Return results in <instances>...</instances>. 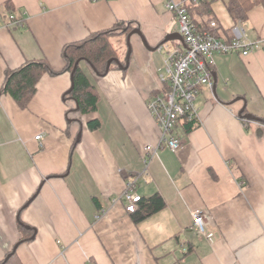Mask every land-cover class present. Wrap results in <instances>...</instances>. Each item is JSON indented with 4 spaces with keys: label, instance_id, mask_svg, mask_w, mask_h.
<instances>
[{
    "label": "crops",
    "instance_id": "crops-1",
    "mask_svg": "<svg viewBox=\"0 0 264 264\" xmlns=\"http://www.w3.org/2000/svg\"><path fill=\"white\" fill-rule=\"evenodd\" d=\"M167 1L0 0V89L7 69L28 60L62 70L65 44L117 21L141 30L112 37L121 62L106 74L82 63L97 111L83 114L65 99L70 71L45 73L26 108L0 95V262L15 249L22 264H264V122L239 115L246 104L264 119V7L240 23L262 47L214 55V85L197 98L196 126L176 125L175 151L148 106L169 89L168 50L184 47L165 42L180 32ZM221 3L187 9L198 26L216 20L224 30L234 23ZM129 183L142 196L133 213ZM155 193L165 206L146 215ZM196 210L211 239L194 225Z\"/></svg>",
    "mask_w": 264,
    "mask_h": 264
},
{
    "label": "built area",
    "instance_id": "built-area-1",
    "mask_svg": "<svg viewBox=\"0 0 264 264\" xmlns=\"http://www.w3.org/2000/svg\"><path fill=\"white\" fill-rule=\"evenodd\" d=\"M202 0H168L167 7L175 13L179 21L180 33L183 37L184 47H175L168 50L166 57V74L163 80H168L169 89L166 92L154 93L148 101V106L162 130V142H166L172 150H179L181 141L173 135V131L179 121L195 122L199 117L197 98L203 87H213V65L214 55L240 52L243 56L248 55L252 50L262 47V41L248 40L246 29L237 24L233 27L234 38L225 41L218 38L210 31H200L193 23L187 3L198 4ZM15 19V16H11ZM1 23V11H0ZM213 28L217 27L215 20L211 21ZM167 46H161V49ZM38 139L42 135L37 136ZM147 151L153 148L147 146ZM123 196L128 201L126 210L135 212L137 204L142 196L134 191L132 183L127 184ZM194 225L198 231L208 236L205 219L201 210L193 212Z\"/></svg>",
    "mask_w": 264,
    "mask_h": 264
},
{
    "label": "trees",
    "instance_id": "trees-1",
    "mask_svg": "<svg viewBox=\"0 0 264 264\" xmlns=\"http://www.w3.org/2000/svg\"><path fill=\"white\" fill-rule=\"evenodd\" d=\"M217 1L224 3L234 23L230 28L221 30L219 25L213 28L210 24L211 21L207 28H203L196 24L190 13L189 15L198 30L210 31L218 38H223L227 41H231L234 38L233 27L248 20L251 9L259 5L264 7V0H202L198 4H193L210 11L213 3ZM133 29L132 22L117 21L111 28L93 32L85 39L65 44L62 50L65 66L60 71L53 69L45 58L28 60L17 68L7 69L4 83L0 89V95L10 94L22 108H26L37 92L38 82L45 73L58 75L64 71H70L72 74V85L64 94L65 99H73L77 105L76 109L83 114L97 111L100 95L84 71L82 63H89L99 75L106 74L116 63L121 62L118 50L112 42V37L127 35ZM110 61H112L111 64ZM120 65L123 66V64ZM241 118L247 121L244 117L241 116ZM184 124L187 131L192 130L196 126L195 122L184 121ZM99 125L98 119L88 122V126L91 129H96ZM77 143L78 138L75 141V145ZM164 206L165 201L162 196L159 193H155L145 202L146 215L159 211ZM0 264L22 263L16 255V250L13 249Z\"/></svg>",
    "mask_w": 264,
    "mask_h": 264
},
{
    "label": "water",
    "instance_id": "water-1",
    "mask_svg": "<svg viewBox=\"0 0 264 264\" xmlns=\"http://www.w3.org/2000/svg\"><path fill=\"white\" fill-rule=\"evenodd\" d=\"M133 32H137L139 34H141V30L140 29H135L133 30ZM130 37V35H129ZM170 39H179L181 41H184L183 40V37H182V34L180 32H177L175 34H173L172 36H168L165 40L168 41ZM145 43L147 44L146 40L144 39ZM162 45V44H161ZM112 61H110V64H111ZM239 115L244 117L245 119L247 120H257V121H261V122H264V119L261 118V117H258L256 116L255 114H252V113H249V112H246V104L243 106V108L240 110L239 112Z\"/></svg>",
    "mask_w": 264,
    "mask_h": 264
},
{
    "label": "rangeland",
    "instance_id": "rangeland-1",
    "mask_svg": "<svg viewBox=\"0 0 264 264\" xmlns=\"http://www.w3.org/2000/svg\"><path fill=\"white\" fill-rule=\"evenodd\" d=\"M222 4V3H221ZM220 10H222V17H226L227 18V16H228V14H227V11H226V9H222V7H220Z\"/></svg>",
    "mask_w": 264,
    "mask_h": 264
}]
</instances>
